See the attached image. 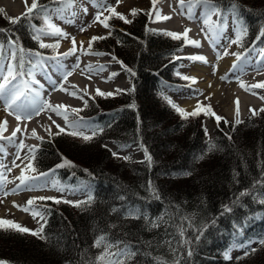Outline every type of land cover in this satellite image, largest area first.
Returning a JSON list of instances; mask_svg holds the SVG:
<instances>
[{
    "label": "trees",
    "instance_id": "1",
    "mask_svg": "<svg viewBox=\"0 0 264 264\" xmlns=\"http://www.w3.org/2000/svg\"><path fill=\"white\" fill-rule=\"evenodd\" d=\"M39 2L45 8L57 6L54 0ZM217 2L243 22L248 29L247 44L264 46V0ZM41 16L35 10L31 19L22 17L12 23L3 10L0 29L6 31L0 32V42L12 38L26 51L54 52L33 38L32 26H44ZM110 20L111 35L94 45L114 54L125 70H132L134 75L127 71L132 87L111 96L97 94L81 110L83 116L101 124L102 131L90 135L89 141L61 132L42 140L33 160L37 171H53L63 182L77 186L88 182L92 200L79 207L48 200L49 216L41 234L46 239L0 229V260L88 264L99 251L92 247L94 238L106 231L110 239L130 241L140 250L129 264H155L156 257L168 264L173 260L180 264H264V244L242 259L226 260L224 256L233 239L264 236V203L259 202L264 200V186L256 183L264 180V111L239 124L221 119L214 135L208 130L206 134L204 110L197 109L198 115L185 119L165 99V82L182 81L174 60L182 39L146 28L147 12L128 19L131 23ZM133 103L135 107L130 106ZM108 140L140 142L152 156L151 166L146 160L113 156ZM209 141L215 145L211 151H207ZM201 154L204 158L198 159ZM65 159L74 166L57 167ZM149 181L159 199L149 191ZM245 190L253 195L233 203ZM225 205L232 211L225 212ZM130 206L140 208L151 220L163 215L167 223L153 228L144 216L125 218L122 213ZM181 217L191 221V226L185 222L184 227L188 245L178 243L181 237L175 225ZM197 230H202L199 239ZM165 241H171V247Z\"/></svg>",
    "mask_w": 264,
    "mask_h": 264
},
{
    "label": "rangeland",
    "instance_id": "2",
    "mask_svg": "<svg viewBox=\"0 0 264 264\" xmlns=\"http://www.w3.org/2000/svg\"><path fill=\"white\" fill-rule=\"evenodd\" d=\"M169 0H157L156 8L161 9L162 6L168 5V3L171 4V2H168ZM2 1L0 0V3ZM29 4L28 7L31 6L33 3V0L28 1ZM109 3L115 7V10L124 16H126L127 19H132L133 15L130 14V10L135 8L139 11L137 14L140 13H146L148 12L147 21H146V28L153 29L156 31H169L174 32L178 34H183L186 30V27L179 28L178 31L173 30L168 27H179L183 22L188 23V17L186 14H177L178 11H181L180 5H176L174 12H176L177 20H175V23H171L172 21L168 22L165 26L164 24L159 25L160 21L153 22V18L157 19L156 11L153 8L152 0H121V3L119 6H116V0H109ZM2 4V3H1ZM0 4V8L3 9L10 17L12 18H18L25 10L26 6H21L19 9H17L16 14L11 15L2 5ZM169 4V5H170ZM86 8L87 12H84L83 9ZM164 9V8H163ZM161 9V10H163ZM160 10V11H161ZM97 7L95 6V0H76L75 6L71 9V23H69L66 19H59L55 16H53V23H55L57 26H59L61 29H63L66 33L69 34L68 38H53V37H42L43 43H50L53 42L55 39H58V49L57 52L60 53H66L68 50L72 47L71 44V37H75L76 40V48L77 51L75 54L63 56L62 58V68L56 69L57 76H55L57 79H55V86L52 82H48L47 84H43L41 86L36 85L34 83H31V87L35 89V91H38L40 93L39 97H35V92L30 93L31 100L33 97H35V107L40 108V105L43 104L45 101L52 105H60L64 102H62L61 98L66 97L67 100L75 101V104H72L69 102V106L61 109V111H66L68 113V122H66L63 117L57 116L54 112H52L48 108H42L38 113L36 112V115L43 116L44 119H49L51 117L52 121H55L58 119L59 121H55V124L50 125V128L48 125H41L40 123H32L31 125L28 124V127L30 129H35L36 134L39 137L43 138H49L51 139L52 136L56 135L57 132H59V129L56 127V125H60L61 128H67L68 130H71L68 128V123L71 122L73 119H77L75 114L77 112H73V109L79 110L80 112L85 107V101L87 103L90 101L91 96H88V92L93 94L92 97H94L97 93L96 90L88 91L83 88V86H86V83L84 85H73L70 83L72 77H76L77 71L74 72V70H77L75 65L78 64V62L81 61V57L85 56L87 53H94V52H102L106 53L105 55H93L88 54L86 58H89L91 61L90 63L95 60L94 66L104 65L105 70L103 71H89L87 72L83 77V79L89 83L93 79L98 80V84H105L110 87V90H103L98 87V89L102 92L106 93H113L118 94L120 92H117V89H129L131 88L132 84L130 82L129 76L127 74V70L123 67L121 63H119L118 59H113L112 57L115 55L109 53L108 51L104 50H98L96 49V43L93 42L92 47L89 49L88 42L91 37H101V36H107L109 31L112 32L113 25L111 23V20L108 21V23L111 25L110 29H105L100 22H93L94 18L97 14ZM187 0L184 8V13H187ZM196 19H192L191 25L192 28L197 31V29L200 31L201 35H197L195 37L189 36V39L193 38H202L198 39L197 41L200 42L203 41L202 46L200 49L192 47V45L188 47H184L181 49L178 53H199L201 56L206 57L208 64L202 63V62H196V61H182L180 70L182 73H184V76L188 77H195L196 83H193L192 81V87L193 88H182L179 86H169L165 84V90L169 91V94H172L177 98V100L180 102V104L187 110V112H190L194 109H200V106L205 108V113L207 111V106L210 105L212 111L216 113V115L222 117L225 121L228 120H236V111L237 108L239 109V119L241 118H247L253 114L252 112H258L260 107L264 106V86H256L253 87V85H261L264 84V53L261 52V50L253 51L247 53L244 57L239 58L236 68L230 67L232 65V59L236 58L238 54H240V51H242L241 48V40L245 35L241 37V40L239 43H231L230 41L236 39V34L233 31L235 25L233 23L234 17L231 15L229 16L227 26L223 29V32L216 37H214V34H211L208 32L207 28H204V25L202 24L203 17L200 16V8L197 7L194 9ZM225 14H232L230 9H226L224 11ZM223 13V14H224ZM136 14V15H137ZM162 14H167L164 12H160V16ZM110 12L105 11L103 15L101 16V20H103L105 17L109 16ZM150 16V17H149ZM163 17V16H162ZM213 20H215V16L212 17ZM84 27L87 30L86 31H80V29ZM204 28L202 31L201 29ZM122 29V28H120ZM123 31V30H122ZM192 29L189 31L191 34ZM35 32V30H34ZM188 32V33H189ZM189 42V39L186 38ZM196 40V39H195ZM83 41V50H81L80 42ZM186 41V40H184ZM16 50H18L17 45ZM13 47L12 45L8 46V49ZM205 52L206 54H203L202 52ZM225 53H227L225 55ZM235 53L236 55H233ZM27 61H23V67L28 65V61L36 60L33 59L35 56L32 55V53L26 54ZM92 57H96L93 59ZM223 58V59H222ZM97 59V60H96ZM85 61V60H84ZM110 62V64L106 63L102 64L103 62ZM93 66V64H92ZM231 69H230V68ZM33 70L36 71V74L40 72L38 67L34 66ZM70 71L71 75L67 76V80L65 81L63 79L64 74L66 72ZM112 73H118V75L112 77V79H108L109 76H111ZM227 75V79L230 81H225L224 79H221V77H225ZM89 76L91 77L89 79ZM101 77L106 79L102 83ZM70 80V81H69ZM64 81V83H63ZM241 82H243L244 87H241L242 90H245V94L247 96L241 97L238 99V97H235V90H238V85H241ZM14 83H20V80H16ZM63 83V84H62ZM63 86L61 88L60 86ZM89 85V84H87ZM211 85V87H209ZM67 86V87H66ZM82 92L81 95L83 99H73V95H71L72 92L70 91H79ZM88 89V87H87ZM234 90V91H233ZM79 91V92H80ZM58 92L59 97L57 99L54 98L55 93ZM218 92V93H216ZM57 94V95H58ZM235 97V98H234ZM47 98V99H46ZM207 98V99H206ZM24 99V98H22ZM49 99V100H48ZM54 99V103H51ZM238 99V103H237ZM176 100V99H175ZM61 102V103H56ZM193 102V105L195 106H189L190 102ZM244 102H247V106L244 105ZM199 103V108L197 107ZM63 105V104H62ZM245 106V107H244ZM232 107V110H231ZM201 110V109H200ZM195 111V110H194ZM193 111V112H194ZM10 112H12L11 109H8L5 104V98L0 97V126L3 125V121H5L8 117H11ZM26 113V112H25ZM3 115V116H2ZM26 115V114H25ZM34 116V115H33ZM38 116V117H39ZM75 116V117H74ZM31 117V116H29ZM28 117V119H30ZM32 121V120H31ZM29 121V122H31ZM83 121L91 123L95 127L99 128L100 125L97 124V122L94 119H83ZM12 126V125H11ZM205 126L207 130L210 132V134L214 135V130L217 128L218 124L215 120V117L206 114L205 116ZM12 128V127H11ZM10 128V129H11ZM43 129H48L44 134H41L43 132H40ZM7 130L3 131L2 134H6ZM25 134L27 132H24ZM51 133V135H50ZM85 133L89 134L91 132L85 131ZM24 136V135H23ZM29 137V134L27 133L25 137ZM23 137V139L15 141L16 145H19L21 142L26 143V138ZM31 140L33 141V145L35 146V149L37 148L38 144L41 140H38L36 138L31 137ZM108 145L113 148L114 150L118 152L120 157H127L129 155H132V157L142 158L145 156L144 150L140 147V143L136 142L134 144H131L129 146L130 148H121L117 146L115 143L111 141H107ZM7 145V143H6ZM8 146V145H7ZM30 147V146H29ZM29 147L24 151L25 154L17 159V154H11L10 151H6L5 153H1L2 156H4L3 160L0 161V173H2L6 180L9 181L19 173H21L23 170V173L26 174L25 176H32L35 175L38 171H31L27 167L29 163L32 164V167L34 168L33 159H29L33 155V153L29 152ZM19 165V167H17ZM52 182H56L58 186L64 187L65 191L63 193L58 192L53 188ZM20 180H16V184L11 188L9 191L7 189L8 184H0V219L4 220H11L18 224H20L23 227H26L31 230H37L40 228L41 225H45L46 220L49 215L48 206H41V202L39 199L34 200V207L38 211H42L45 219L41 220L39 216L36 218H33L32 214L29 212H25L22 210V208L26 205V202L31 198H37V197H65L68 199H71L73 201H78L79 199L86 198L91 193L90 185L88 182L81 181L79 182L78 186H72L67 182H61L59 177L56 174H50L46 177L38 178L37 180L33 181L29 187L25 188L24 186H20ZM13 189H15V192H12ZM4 192H8V195H4ZM34 195V197L32 196ZM18 197L16 201H14L13 197ZM37 201H39V205H37ZM19 205L20 207H16L14 205ZM32 207V206H30ZM42 234V233H41ZM40 234V235H41ZM238 250V249H237ZM233 254H236V250L232 251Z\"/></svg>",
    "mask_w": 264,
    "mask_h": 264
},
{
    "label": "snow or ice",
    "instance_id": "3",
    "mask_svg": "<svg viewBox=\"0 0 264 264\" xmlns=\"http://www.w3.org/2000/svg\"><path fill=\"white\" fill-rule=\"evenodd\" d=\"M54 2L58 5L57 7L53 8V9H48L45 7H40V13L42 14L41 18L43 20V27L40 28H36V26H32L35 30V34H34V39H36L38 42H40V47L42 48H47V47H52V48H57L59 45L58 43L55 45H49V44H45L43 43L42 37H53V38H68L69 34L66 33L63 29H61L59 26H57L55 23H53V16L59 18V19H66L69 23H71V9L75 6L76 0H54ZM121 3V0H116V6H119V4ZM153 3V8L156 11V16L157 19H170V17L168 16H164L161 17L160 16V10L156 8V4H157V0H152ZM178 3L181 7V14H186L188 19H196V15L194 12V9L199 7L200 8V16L203 17L202 20V24L204 25V28H207L208 32L211 34H216V30L220 29V28H226L227 26V19L223 16L224 13V9H222L220 7V5L218 4L217 0H187V13H184V8H185V4H186V0H178ZM25 6H26V12L23 14V17L25 19H31L32 18V14L34 12V10H36L38 8V3L37 0H33V3L31 4L30 7L27 6V0H25ZM95 6L97 7L98 11L97 14L94 18L93 22H100L102 24V26L105 29H110L111 25L108 23V21L112 18H119L120 20H122L125 23H131V20H128L126 18V16H124L123 14L117 12L115 10V7H113L110 3L109 0H95ZM84 12H87V9L84 8L83 9ZM105 11L110 12V15L105 17L103 20H101V16L103 15V13ZM139 10L138 9H131L130 10V14L135 16L137 14ZM0 12H3V9H0ZM216 16L219 17L218 20H213L212 17ZM10 20V22L12 23H17L19 22V17L18 18H8ZM233 23L235 25L233 31L236 34V39L230 41L231 43H239L241 40V37L243 35H246V28L242 25L240 19L238 16H234L233 19ZM204 28H202L201 30L203 31ZM87 29L82 27L80 29V31H86ZM6 31L5 29H0V32H4ZM190 31V29H186L185 32L183 34H178V33H174V32H169V31H165L164 34L171 36L174 39H181V36H183L184 38H187V33ZM262 35H264V32L261 33ZM108 35H111V31H109ZM102 39H107V36H101V37H91L89 42H88V47L89 49L92 47L93 42L97 41V40H102ZM192 45L199 47L200 46V42L199 41H189ZM7 43L9 45H12L13 47L9 48L7 50V55H5V47L3 43H0V97H4L5 98V104L7 106L8 109H11L12 112H10V114L15 113V118L19 121L21 119V115L20 113H24V112H28L29 115H31V112L33 110H35L37 113L42 109V108H48L50 109L52 112H54L57 116L63 117V119L68 122V113L66 111H61V109L66 108V105H52L50 103H48L47 101H45L43 104L40 105V108H36L35 107V97H39L40 93L38 91H35V89H33L31 87V84L27 81V80H23L20 83H14V81L17 80V77L20 76L22 77L24 75V73L22 71H20L19 69L23 68V57H20L19 59L17 58V50H16V46H15V42L13 40H11L10 38L7 40ZM119 43V41H118ZM71 44L72 47L68 50V52L66 53H61L60 55L63 56H68V55H72L75 54L77 51L76 48V40L75 37H71ZM83 45L84 42L81 41L80 42V47L81 50H83ZM19 52H23L24 49L21 47L18 49ZM262 53H264V49L261 50ZM85 54H93V55H105L106 53H102V52H94V53H85ZM227 53H225L226 55ZM32 55L36 56L38 58V63H40L39 57L40 54L39 53H32ZM233 55H236L235 53H233ZM113 59H116V57H112ZM239 58V57H238ZM52 59H57V57H52ZM189 59L192 60H199V61H203L205 63H207V59L204 56H192L189 57ZM31 63V61H29ZM119 63L122 64V62L118 61ZM60 67H63V65H60ZM75 67H79V64L75 65ZM88 69L89 71H103L105 70V66L104 65H99L96 66L94 68V66H92L91 64L88 65ZM127 71L131 74L134 75V73H132L131 69H127ZM29 76L33 77V80L31 83H35L38 84L39 81H36L34 78V73L29 72L28 73ZM71 75V72L68 71L64 74L63 79L66 81L67 80V76ZM118 75V73H112L111 76L108 77V79H112V77ZM91 77L89 76V79ZM185 80H191L193 83H196V78L195 77H188V76H184L182 77ZM221 79H226V77H221ZM53 85L55 86L56 82L53 81L52 82ZM241 87H244L243 82H241ZM256 86H264V84L261 85H253V87ZM61 88H63V86H60ZM209 87H211V85H209ZM97 94L101 95V96H111L112 93H104L102 91H100L99 89L96 90ZM120 91H126V90H121V89H117V92ZM129 91V93L131 91H134V87L131 90H127ZM35 92V97H33V99L29 102L28 101V97L29 94ZM71 95L74 96H78L79 94L77 92H73L71 93ZM24 98V99H22ZM81 99H83V97H80ZM168 100V103L181 115L182 118H187L189 115H198V112H193L191 114L187 113L183 108L179 107L177 104H175L173 101H171L170 98H165ZM207 99V98H206ZM237 103H238V99H237ZM87 105V101H85V106ZM131 107H135V104L133 103L132 105H130ZM197 107L199 108V103L197 105ZM73 112H78L79 110L77 109H73ZM261 111H264V109H261ZM205 114H210L212 116L215 117V120L217 122V124L219 123V121L221 119H223L222 117L216 115V113L214 111H212L211 106L208 105L207 106V111ZM257 113L253 111V115H256ZM236 123L239 124L242 121L239 120V109L237 108L236 111ZM49 119H51V117H49ZM53 124H55V121H52ZM7 121H3V125H6ZM56 127L59 129V132L56 133V135H59L60 132H64L65 129L61 128L60 125H56ZM68 128L71 129V131L68 133L70 135L73 136H79L82 139H84L85 141H89L92 136L90 135H86L85 131L91 132L92 135L97 134V132L102 131V129H99L97 127H95L94 125H92L91 123L85 122L83 121L82 118H77V119H73L71 122L68 123ZM6 130V127H0V139L3 140H7L9 143H15L14 138L17 135V132L21 131V129L19 127H17L11 134L10 137H5L2 135V132ZM205 133L207 134V129H204ZM32 135L38 139V140H42L43 137H39L36 134L35 129L32 130ZM51 135V133H50ZM231 137H229L230 139ZM20 148L26 147L22 142L17 145ZM121 148L127 147L126 145H121ZM140 147L144 150L145 153V160L148 163L149 167L151 166L152 163V156L147 152V149L144 148V146L141 144ZM215 148V145L209 141L208 142V147H207V151H211ZM35 150V146H30L29 147V152L30 153H34ZM0 151H3V146L0 145ZM117 153H113V156H116ZM17 158H19V156H17ZM204 158V154H201L198 159H203ZM29 159H34V155H32L31 157H29ZM125 160H129L130 157H124ZM65 165H69V166H74L72 165L71 161H68L67 159H65L61 164L57 165V167H64ZM17 167H19V165H17ZM27 167L29 169H31V171H35V168L32 167V164L29 163L27 165ZM186 175L189 173H185ZM49 173H41V176H48ZM17 179L20 180V186H24L25 188L29 187L30 184L37 180L38 177H34V176H25L23 175V170H22V174L21 176H19ZM7 183L6 177L3 176L2 173H0V184H4ZM257 184H260L262 186H264V180H258L256 181ZM52 186L53 188H55L56 191L63 193L65 191L64 187L62 186H58L56 184V182H52ZM148 188L149 191L153 194V196H155L156 199H159V196L156 192L155 187L152 185L151 181H149L148 183ZM16 190L13 189V192H15ZM5 196L8 195V192H4L3 193ZM249 195H253L251 192L245 190V191H241L237 197L236 200L233 201V203H236L240 197L243 196H249ZM35 199H39V200H55L56 203H60L61 201L55 197H37V198H31L26 202L27 206H24L22 208L23 211L25 212H29L32 214L33 218H36L37 216L40 217L41 220H44L45 217L42 213V211H38L36 210V208L33 206L34 205V200ZM121 199H123V197H121ZM92 200V196L91 194H89L88 196V201L87 202H91ZM63 202L65 203H71V204H75L77 207L80 206V204L85 203L84 201H69V200H64ZM260 203H264V200H260ZM15 205V202H13ZM16 207H20L19 205H15ZM32 206V207H30ZM113 212L118 211L117 209H112ZM224 211L225 212H230L232 211V209L230 207H228L227 205L224 206ZM122 215L125 218H132V219H139L142 216H144V218L148 221L149 225L153 228H158L161 226V223H167V221L164 220V216L161 215L160 217H158L156 220H151L148 219V217L141 212V209L135 206H130L128 208L125 209V211L122 213ZM180 223L176 224L175 227L177 229V232L179 234V236L181 237V239L178 241V243L183 244V245H188L190 244V241H188L187 239H184V227H185V222H187L188 226H191V221L189 220L188 217H181L180 218ZM110 227H115V225H110ZM0 229H4V230H12V231H18L21 233H31L33 235H38L40 236L41 239H46V237L40 235L43 232V225L40 226L39 229L37 230H31L28 229L26 227L21 226L20 224L11 221V220H4V219H0ZM200 235H202V230H197V236L196 239H199ZM166 244L169 245V247H171V241H165ZM253 242L249 241L248 246L245 250L244 255L247 256L249 255V251L254 252L255 249L251 248V244ZM259 243L264 244V239L260 240ZM93 248L98 249V254L95 256V259L93 260H89L88 264H129V261L134 259L138 254H139V249H135L130 241H126V240H120V239H110L109 233L106 231H102L99 235H97L94 238L93 241ZM241 247H244L243 245H241ZM150 255V254H149ZM187 255L190 257L192 255L191 249L189 248L187 250ZM224 256L226 259H231L230 256V250L225 251ZM243 257H238V259H242ZM155 264H168V261L163 260L159 257L154 258ZM0 264H5V262L0 261ZM172 264H180L179 260H173Z\"/></svg>",
    "mask_w": 264,
    "mask_h": 264
},
{
    "label": "bare ground",
    "instance_id": "4",
    "mask_svg": "<svg viewBox=\"0 0 264 264\" xmlns=\"http://www.w3.org/2000/svg\"><path fill=\"white\" fill-rule=\"evenodd\" d=\"M2 2V6L11 14V15H14V14H16V11H17V9H19V7H21V6H24L25 5V0H1ZM29 0H27V5L29 4V2H28ZM168 2H171V4L170 3H168V5H166L165 7L164 6H162L161 7V9H163L164 10V12L165 13H167V14H162V16L164 17V16H168V17H170V19H167V20H165V19H162V21L159 23V25H161V24H164V26L168 23V22H170V21H172L171 23H175L176 21L175 20H177V18L179 17V16H177V14H180L181 13V11H178L177 12V14H176V12H174V9H175V7H176V5L178 6L179 5V3H178V0H169ZM170 4V5H169ZM160 9V10H161ZM163 10H161L160 12H162ZM161 16V17H162ZM188 19V18H187ZM180 20V19H179ZM179 20H177V22H179ZM192 19H188L187 21H188V23L187 22H183V20H182V24L179 26V27H168V28H171V29H173V30H176V31H178L179 30V28L181 27V28H184V27H191L190 25H191V22H189V21H191ZM192 29V31H191V34H190V32H189V36H191L192 35V37H195V36H197L198 34L199 35H201L200 34V31L197 29V31L195 30V28L193 29V28H191ZM190 29V30H191ZM193 39H196V40H198V39H201V37L200 38H193ZM88 54H86L85 56H83V57H81V61L80 62H78V64H79V67H76L77 68V70H74V72L75 71H77V76L76 77H72V79H71V81H70V83H72L73 85H81V87H82V85H84L85 83H86V86H83V88L85 89V90H88V91H92V90H96V89H98V87L99 86H101L100 88H102L103 90H110V87H108V85H105V84H98L97 82H98V80L95 78V79H93V80H91L89 83H87L84 79H83V77L82 76H84L87 72H89V69H88V65L89 64H91L90 62V60H89V58H86V56H87ZM93 59H95L96 57H92ZM85 60V61H84ZM97 60V59H96ZM235 61V60H234ZM94 63H95V60L92 62V64H93V66H94ZM106 63H108V64H110V62H108V61H106V62H103L102 64H105L106 65ZM91 64V65H92ZM96 66H94V68H95ZM50 75H52V76H57V72L53 69V65H51L50 67H49V75L48 76H46V75H44L42 72H39V73H37V76H39L40 78L38 79V81H39V83H42V82H44V84H47L49 81H48V79H49V76ZM55 79H57L56 77H54V81H55ZM101 81H102V83L104 82V81H106V79H104L103 77H101ZM63 83H64V81H63ZM62 83V84H63ZM61 84V85H62ZM87 84H89V85H87ZM67 87V86H66ZM87 87H88V89H87ZM79 90V89H78ZM80 91V90H79ZM77 92V91H75V90H73V91H70L69 90V92H77L79 95L78 96H74L73 95V99H80V97H82V95H81V91L80 92ZM234 91V90H233ZM216 93H218V92H216ZM246 92H245V90H242V88H241V86H238V90H235V96H237V95H240L241 97L243 96V97H245V96H247L246 94H245ZM58 94V92H56L55 93V95H54V98L55 99H57L58 97H59V94ZM88 94V96H93V94L91 93H87ZM47 99V98H46ZM49 100V99H48ZM61 100H62V102H64V103H62L63 105H66L67 107L70 105L69 104V102H71V100L69 101V100H67L66 99V97H64V98H61ZM29 101V100H28ZM76 101V100H75ZM75 101H73L72 100V104H75ZM51 103H54V99L52 100V102ZM56 103H61V102H57L56 101ZM190 105V107L191 106H195V105H193V102L191 101L190 103H189ZM244 105H248L247 104V102H244ZM38 106H36V108H37ZM245 107V106H244ZM231 110H232V107H231ZM26 114V115H25ZM10 115H12L11 117H6L7 119H6V121H7V124L6 125H4V127H6V130H7V132H6V137H10L11 136V134H12V132L17 128V127H19L20 129H21V131H19V132H17V135H16V137L14 138V140L15 141H17V140H20V139H23V137H25L26 136V134L28 133L29 134V137L27 136V137H25L26 138V143H23L26 147H23V148H20V147H18L15 143H9L7 140H4L6 143H7V145H8V147H10V149H12L13 148V150H12V152L13 153H15V154H17V156H19V158H21L24 154H25V150L29 147V145H30V143L31 142H33L32 140H31V137H33V138H35L33 135H32V130L33 129H30L29 127H28V124L29 125H31L32 123H36V122H38V123H40L41 125H48L49 126V128H50V125H52L53 123H52V120L51 119H44L43 118V116H39V115H36V112H35V110H33L32 112H31V115H29V113L28 112H24V113H20V115H21V119L18 121L16 118H15V113H13V114H10ZM34 115V116H33ZM3 116V115H2ZM29 116H31V117H29ZM39 116V117H38ZM28 117L30 118V119H28ZM32 120V121H31ZM29 121H31V122H29ZM55 121H59L58 119H56ZM12 125V126H11ZM12 127V128H11ZM11 128V129H10ZM48 129H43L42 128V130L40 131V132H43V133H41V134H44L46 131H47ZM24 132H27L26 134L24 133ZM24 135V136H23ZM24 153V154H23ZM16 156V157H17ZM19 158H17L18 160H19ZM22 171V170H21ZM21 174H22V172L21 173H19L18 175H16L15 177H13L11 180L9 179V181L7 182L8 183V185H9V189L10 188H13V186L16 184V180H17V178L19 177V176H21ZM23 175H26V174H24L23 173ZM18 197H13V199H14V201H16V199H17Z\"/></svg>",
    "mask_w": 264,
    "mask_h": 264
}]
</instances>
